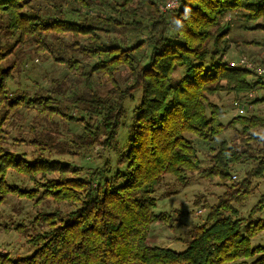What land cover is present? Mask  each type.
Listing matches in <instances>:
<instances>
[{
    "label": "trees",
    "instance_id": "obj_1",
    "mask_svg": "<svg viewBox=\"0 0 264 264\" xmlns=\"http://www.w3.org/2000/svg\"><path fill=\"white\" fill-rule=\"evenodd\" d=\"M91 2L66 0L64 8L55 0H0V143L7 133L4 123L21 115L22 108L37 113L40 127L32 142L36 153H13L0 145V200L17 194L36 206L46 204L30 226L21 222L14 227L28 236L33 251L22 257L0 252V264H264V245H250L251 237L264 229L262 220L253 219L264 208V193L247 217L238 218L234 205L248 197L253 179L264 176V136L257 132L264 131V115L247 107L223 123L226 109L211 99L224 92L241 104L249 92H264L261 78L253 80L249 70L229 66L226 60L234 57L224 56L233 42L228 15L254 22L249 29L264 30V0H178L168 9L161 8L162 0H120L103 3L104 10ZM49 36L55 45L93 60L89 71L81 73L87 93L68 97L63 79L52 77L33 93L8 96L13 69L5 66L8 54L21 43L48 49ZM9 37L13 42L7 45ZM250 44L259 45L263 56L257 61L247 55L264 65V41ZM53 60L79 66L75 57ZM179 66L185 72L175 79ZM93 75L110 82L106 95L93 89ZM136 89L139 102H134L121 146L124 101ZM254 98L249 104L264 103V94ZM58 118L79 121L81 128L63 134ZM227 130L229 139L213 143ZM193 136L208 144L209 162L203 168ZM96 146L106 153L101 165L56 157ZM236 167L241 168L239 180L231 178ZM10 170L32 185L16 183ZM188 171H198L208 182L218 179L224 192L210 205L201 202L207 215L189 229L185 249L150 245L152 222L166 223L170 217L153 210L157 185L165 173L181 182ZM37 176L46 183L34 187ZM50 202L57 208L48 209ZM254 254L251 263L243 260Z\"/></svg>",
    "mask_w": 264,
    "mask_h": 264
},
{
    "label": "rangeland",
    "instance_id": "obj_2",
    "mask_svg": "<svg viewBox=\"0 0 264 264\" xmlns=\"http://www.w3.org/2000/svg\"><path fill=\"white\" fill-rule=\"evenodd\" d=\"M120 0H92L91 4L94 8L100 10L107 9L104 5L107 2L113 3ZM165 1L166 0H162ZM56 3L62 4L64 8L67 7L66 0H55ZM45 5V4H41ZM83 11V9H82ZM53 12H50L49 17H53ZM230 16V15H228ZM232 13V18L229 19L230 31H228L229 39H232L231 45L224 56L235 57L239 52L248 54L254 60H259L263 55L259 45L250 44L251 41H264V30L260 29H249L252 28L254 22H244L236 18ZM48 18V15L46 16ZM264 23V20H260ZM247 23V27L245 25ZM102 33V32H101ZM127 35L130 34L128 31L125 32ZM67 34H65L66 36ZM133 35V34H130ZM4 38V37H3ZM51 37L48 38V49L46 44L44 49H40L38 44H18V47L13 53L8 54L6 64L13 66L11 70L12 78L7 81L8 96L9 92H12V96L15 94L28 92L33 93L37 87H46L50 84L52 77L63 79L65 86L67 87L68 97H74L73 95H81L87 93V86L85 80L82 78L81 73L89 71V64L93 60L86 59L77 51L67 49L64 46L52 43ZM46 39V33H45ZM68 39V37L66 38ZM7 45L13 42V38L9 37ZM244 49V50H242ZM257 55V56H254ZM247 55V56H248ZM248 56V57H249ZM260 56V57H259ZM53 57L66 58L75 57L79 60V66L70 68L67 63L61 61L55 62ZM256 58V59H255ZM253 60V61H254ZM208 64V61H206ZM185 72V67L179 66L175 69L173 76L175 79L180 78ZM121 72V77L122 76ZM126 76V75H125ZM124 78V77H123ZM92 87L100 95H106L107 90L110 88V82L105 77H98L93 75ZM123 79L120 80V82ZM11 94V93H10ZM252 96L246 99L241 104H237V100L234 97L225 95L224 92L215 93L212 100L222 104L226 109V114L221 118L223 123H227L233 116L244 113L247 107L251 108L254 113L263 116L264 115V103L256 102L249 104L251 99H255L256 96L264 94L262 91L252 92ZM132 99L129 97L125 99L124 106L126 108V114L122 118L121 125L118 131V141L121 146H124L128 138V128L134 116L133 106L134 102H139L140 90L136 89L132 91ZM31 96V95H29ZM138 104V103H137ZM72 108V106H71ZM21 115L15 116L4 123L5 125V137L1 139L0 145L10 151L26 152L27 154L36 153L37 150L32 146V142L37 141V136L34 135L35 131H38L40 127L34 120L35 112L30 109L28 111L22 108ZM25 111L29 114L25 115ZM75 112V111H73ZM72 112V113H73ZM41 118V117H40ZM62 121L61 131L63 134L68 132V129L78 130L81 128L80 122H65ZM41 122V121H40ZM68 128V129H67ZM257 132L264 136V131L261 128L257 129ZM62 135V134H61ZM234 136V135H233ZM193 143L198 147V155L201 161V167H205L209 162L208 144L193 136ZM231 137L230 130L224 131L218 138L214 139L213 143H217L219 139ZM61 138V137H60ZM58 138V139H60ZM63 138V137H62ZM233 138V137H232ZM264 138V137H263ZM64 139V138H63ZM9 141V142H8ZM105 152L100 146H96L94 149L88 151H79L78 154H57L56 157L70 162L72 164H78L83 166L89 165H101L105 159ZM46 155V154H45ZM249 166V165H248ZM89 167V166H88ZM237 175L235 180H239L241 168L236 167L233 171ZM10 178H14L16 183L22 186H31L32 184L23 176L16 174L10 170ZM51 174V173H49ZM53 174V173H52ZM58 175L57 173H54ZM215 180V179H214ZM218 179L213 182H208L207 179L202 178L198 171H192L185 174L184 181H178L172 174L165 173L162 181L157 185L156 190L153 194L156 200L155 210L157 213L166 212L170 215L166 223L162 221L152 222L148 232V242L150 245H161L170 247L176 251H182L186 247V243L189 241L190 236L188 234L191 226L201 223L204 221L207 215V209L201 206V202H206L210 205L216 202L217 197L224 192L225 186L218 183ZM46 183V179H41L37 176L34 181V187L43 185ZM252 189L248 197L243 200L242 203H234L238 209V218L247 217L250 213L251 208L259 200L260 196L264 193V176L252 180ZM200 202L196 203L195 201ZM66 203L58 205L61 211H66ZM57 204L50 202L48 209H54ZM41 208L46 210V204L36 206L33 200L21 197L17 194L7 196L6 199L0 200V252L9 253L11 257H22L30 254L33 248L26 242L28 236H24L18 233L14 227L18 223H24L27 226L31 225V220L36 215V211ZM200 210V211H198ZM253 219H260L264 222V208L258 211ZM245 223L241 227V232L245 234ZM251 247L255 248L259 245H264V229L252 236L250 239ZM257 257V254L243 259L244 261L251 263L253 259ZM241 260H237L231 264H240Z\"/></svg>",
    "mask_w": 264,
    "mask_h": 264
},
{
    "label": "built area",
    "instance_id": "obj_3",
    "mask_svg": "<svg viewBox=\"0 0 264 264\" xmlns=\"http://www.w3.org/2000/svg\"><path fill=\"white\" fill-rule=\"evenodd\" d=\"M177 1L178 0H166L162 6V9L173 7L177 3ZM228 18L230 19V16H228ZM226 61L227 64L231 67H238L249 70L252 73L251 79L255 80L261 78L264 81V65L256 63V61L250 59L246 54H239L234 58L227 59ZM252 95V92H249L247 94V99ZM231 178L236 179V174H232Z\"/></svg>",
    "mask_w": 264,
    "mask_h": 264
},
{
    "label": "bare ground",
    "instance_id": "obj_4",
    "mask_svg": "<svg viewBox=\"0 0 264 264\" xmlns=\"http://www.w3.org/2000/svg\"><path fill=\"white\" fill-rule=\"evenodd\" d=\"M163 6V5H162ZM162 6H161V8H162Z\"/></svg>",
    "mask_w": 264,
    "mask_h": 264
}]
</instances>
